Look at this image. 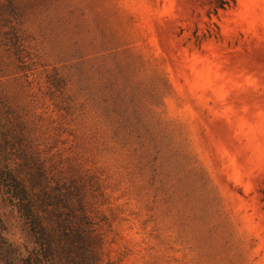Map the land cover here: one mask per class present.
I'll return each mask as SVG.
<instances>
[{
    "label": "rangeland",
    "instance_id": "rangeland-1",
    "mask_svg": "<svg viewBox=\"0 0 264 264\" xmlns=\"http://www.w3.org/2000/svg\"><path fill=\"white\" fill-rule=\"evenodd\" d=\"M229 2L0 0V169L72 193L59 264H264V0Z\"/></svg>",
    "mask_w": 264,
    "mask_h": 264
},
{
    "label": "trees",
    "instance_id": "trees-1",
    "mask_svg": "<svg viewBox=\"0 0 264 264\" xmlns=\"http://www.w3.org/2000/svg\"><path fill=\"white\" fill-rule=\"evenodd\" d=\"M229 1L234 2L217 0V8L226 9L230 6ZM29 171L28 177L22 179L6 167L0 169V186L6 190L9 202L17 208L33 244L32 249H26L21 262L59 264V260L69 254L68 248L71 247L69 242H72V238L75 237L85 250L82 234L79 231H70L73 220L70 211L72 193L69 190L65 194L66 191L63 192L60 186L55 184L40 162L33 172L30 168ZM62 207L68 212L62 210ZM18 250L5 237L4 229L0 226V261L11 264Z\"/></svg>",
    "mask_w": 264,
    "mask_h": 264
}]
</instances>
